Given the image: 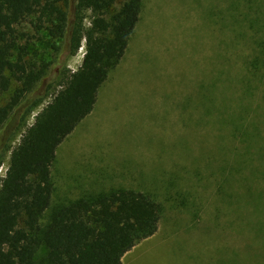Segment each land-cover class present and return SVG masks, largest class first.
<instances>
[{"label":"rangeland","instance_id":"obj_1","mask_svg":"<svg viewBox=\"0 0 264 264\" xmlns=\"http://www.w3.org/2000/svg\"><path fill=\"white\" fill-rule=\"evenodd\" d=\"M227 4L143 0L125 55L99 90L93 111L57 149L52 203L110 189L145 192L162 203L157 233L125 254L122 264H264V208H253L249 197L230 198L237 189L234 180L227 186L230 194L221 188V149L233 151L237 140L229 120L225 124L221 118L220 75L226 69L231 75L244 72L249 52L246 45H228L232 34L223 25ZM238 8L241 12L243 4ZM84 24L89 25L88 19ZM18 31L33 36L30 54L52 57L44 35L35 34L28 23ZM84 54L83 39L64 62L65 70L75 72ZM59 68L48 80L53 87ZM258 87L254 109L264 107V86ZM46 101L7 141L0 184L12 149ZM254 115L264 124V111Z\"/></svg>","mask_w":264,"mask_h":264},{"label":"trees","instance_id":"obj_2","mask_svg":"<svg viewBox=\"0 0 264 264\" xmlns=\"http://www.w3.org/2000/svg\"><path fill=\"white\" fill-rule=\"evenodd\" d=\"M227 1L223 25L234 37L228 45L240 43L249 52L244 72L231 75L226 69L220 75L221 118L225 124L229 120L237 140L233 151L221 149V188L228 194L234 180L237 189L230 198L249 197L253 208L261 210L264 124L254 113L264 107L254 109L252 102L258 86H264V0ZM142 9L143 0H0V162L9 152L7 141L48 99L12 149L1 180L0 264H122L125 254L157 233L163 205L145 192L110 189L52 203L57 149L93 111L99 90L125 55ZM23 23L46 37L52 57L30 54L33 36L18 31ZM83 39L82 64L67 72L64 62ZM57 67L53 87L48 80Z\"/></svg>","mask_w":264,"mask_h":264},{"label":"bare ground","instance_id":"obj_3","mask_svg":"<svg viewBox=\"0 0 264 264\" xmlns=\"http://www.w3.org/2000/svg\"><path fill=\"white\" fill-rule=\"evenodd\" d=\"M80 54H83V51H81ZM81 57H82V56H81ZM81 57H80V58H81ZM80 58H79V59H80ZM76 60H77V59H76ZM80 60H81V59H80ZM79 62H80V61H79Z\"/></svg>","mask_w":264,"mask_h":264},{"label":"crops","instance_id":"obj_4","mask_svg":"<svg viewBox=\"0 0 264 264\" xmlns=\"http://www.w3.org/2000/svg\"><path fill=\"white\" fill-rule=\"evenodd\" d=\"M126 258H128V257H125V260H126Z\"/></svg>","mask_w":264,"mask_h":264}]
</instances>
